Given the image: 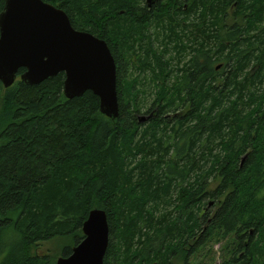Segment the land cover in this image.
Returning <instances> with one entry per match:
<instances>
[{
	"label": "trees",
	"instance_id": "16d2710c",
	"mask_svg": "<svg viewBox=\"0 0 264 264\" xmlns=\"http://www.w3.org/2000/svg\"><path fill=\"white\" fill-rule=\"evenodd\" d=\"M42 1L107 44L119 113L66 99L63 73L0 83V264L68 257L93 209L103 264H190L210 242L222 264H264V0Z\"/></svg>",
	"mask_w": 264,
	"mask_h": 264
},
{
	"label": "water",
	"instance_id": "95a60500",
	"mask_svg": "<svg viewBox=\"0 0 264 264\" xmlns=\"http://www.w3.org/2000/svg\"><path fill=\"white\" fill-rule=\"evenodd\" d=\"M150 1V0H149ZM26 85L64 74L63 95L81 97L90 91L99 100V113L118 117L116 65L107 44L92 34L73 29L66 13L42 0H4L0 12V83ZM139 122L147 117H139ZM83 240L68 257L55 264H103L108 246L106 214L89 212L82 225Z\"/></svg>",
	"mask_w": 264,
	"mask_h": 264
},
{
	"label": "rangeland",
	"instance_id": "374dc122",
	"mask_svg": "<svg viewBox=\"0 0 264 264\" xmlns=\"http://www.w3.org/2000/svg\"><path fill=\"white\" fill-rule=\"evenodd\" d=\"M135 1V0H134ZM166 1V4L169 2L172 4L173 0H162V2ZM136 3V2H135ZM182 3V2H181ZM129 81H132L134 78H130L128 76ZM142 98V96L140 95ZM147 99H144L143 106L139 111V117L147 116L146 110L148 109V104L151 101L150 96H146ZM140 102V101H139ZM141 103V102H140ZM223 244V242H221ZM59 241L52 242H43L37 246V252L41 256H48L50 258L58 257L59 252ZM209 251V252H208ZM203 253L204 257H193L190 259V264H222L223 253L221 252L220 243L210 242L208 246H205L203 250H201L200 254ZM209 253V254H208Z\"/></svg>",
	"mask_w": 264,
	"mask_h": 264
},
{
	"label": "flooded vegetation",
	"instance_id": "af4514ba",
	"mask_svg": "<svg viewBox=\"0 0 264 264\" xmlns=\"http://www.w3.org/2000/svg\"><path fill=\"white\" fill-rule=\"evenodd\" d=\"M138 2H140V3L137 4V7H136L137 10H142L143 8L146 7L147 10L155 11V10H159L162 6V0H150V1L149 0H138ZM186 7H187L186 4H184L183 9H186ZM150 31H152V27H151ZM154 112L155 111L151 112V116L155 114ZM138 118H139V115H138ZM139 120H140V118H139ZM145 120H143V121H145Z\"/></svg>",
	"mask_w": 264,
	"mask_h": 264
}]
</instances>
